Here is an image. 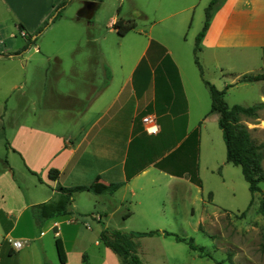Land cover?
Instances as JSON below:
<instances>
[{"label":"crops","instance_id":"obj_1","mask_svg":"<svg viewBox=\"0 0 264 264\" xmlns=\"http://www.w3.org/2000/svg\"><path fill=\"white\" fill-rule=\"evenodd\" d=\"M90 1L94 2L84 0L78 10ZM117 1V11L110 14L104 22V40L110 39L103 44L105 57L95 59L89 50L79 52L89 44L88 39L84 41L80 37L72 42L61 43L54 40L57 36L55 32L50 37L53 40L33 47V53H40L37 57L32 53L29 56L23 54L31 47L22 52L17 51L19 47H8L12 51L7 54L0 47V76L7 78L6 86L0 90L5 98L0 102V112L8 109L14 111L22 99L27 102L30 96L22 88L31 69L40 71L43 75L42 101L48 103L45 98H50V94L69 98L72 103L66 105V108L73 114L70 122L51 121L48 116L41 115V120L37 123L31 121L32 117H37L36 111H33L30 118L25 115L21 121L11 124L9 138L4 139V149L0 150V154L13 160V163H9L6 159L4 170L0 171V264H88L86 250L92 244L95 247L101 244L100 232L104 227L95 231L87 223L86 217L103 221L104 216L111 214L108 215L106 209L118 193L120 205L132 202L134 207L140 206L138 217L141 221L158 217L151 210L153 204L150 203V196L154 191L145 198V205L143 198H137L139 191L150 188L148 182L153 181L154 177L146 180L148 184L133 183L135 178L146 175L153 164L127 179L125 163L128 150L134 137L144 133V116L138 121V113L142 107L150 106L149 114L155 118L159 108L165 116H170V127L189 130L190 103L184 79L180 74L175 76L173 72L176 67L180 71L179 60L189 66L187 48L185 50L181 39L191 25L190 20L194 18L196 9L206 2L208 5L210 0ZM101 2L102 0L99 4ZM59 4L60 0H0V11L4 10L7 15L2 17L0 12V42L3 34L12 37L16 33L20 34V31L36 40L37 36L53 26L50 23L42 32H37ZM91 16L92 14L89 18ZM136 17L145 21L138 23ZM117 20L133 21L135 28L124 35H118L113 28ZM163 22L164 27L155 29L157 24ZM88 23L94 25L90 20ZM131 32L143 34L145 38L132 36L125 42L119 40ZM153 32L159 34V37L153 36ZM152 40L156 45L146 56ZM126 44L132 46L129 48ZM125 48H129V52L134 50L131 59L124 56ZM63 51L67 57H61ZM99 52L102 55L100 50ZM198 52L213 67L225 71L223 75L233 74V80H241L245 75L264 73V0H224L214 11ZM166 55H169L170 61L166 59ZM52 60L58 63L50 67ZM100 71L108 77V83L90 94V90L96 88L93 76L98 73L99 78ZM61 76L83 80L85 93L80 95L70 88L61 90L56 84L48 85L50 77L57 81ZM187 76L189 82L195 81L193 72L190 71ZM176 77L181 82L180 86ZM200 78L202 79L201 76ZM178 87H181L182 94ZM17 89H21L20 99L10 105L8 98ZM261 102L264 103V100ZM77 103L80 105L78 108ZM172 112L177 116L172 115ZM183 112L186 114L185 125L181 118ZM158 126L159 133L162 125ZM157 134L146 132V135L151 136ZM17 159L40 185H35L24 193L25 197L17 196L19 193L13 190L8 179L9 171L14 170ZM50 169L58 170L55 179L49 178ZM158 170L173 176L164 169ZM96 178L106 184L120 182L121 186L111 195L92 193L88 209H81L77 201L85 199L83 193L91 192L74 193L67 206L69 213L46 219L40 230H36L29 212L31 205L58 201L66 196L58 187L89 185ZM92 209L94 212H90ZM128 212L129 215L125 214L126 218L134 213ZM90 233H94L93 237ZM56 239L62 243L65 262L59 260ZM12 240H20L22 247L13 248ZM51 246L55 247L57 262L45 255L47 251H51ZM38 254H43V260ZM100 264H104V255Z\"/></svg>","mask_w":264,"mask_h":264},{"label":"rangeland","instance_id":"obj_2","mask_svg":"<svg viewBox=\"0 0 264 264\" xmlns=\"http://www.w3.org/2000/svg\"><path fill=\"white\" fill-rule=\"evenodd\" d=\"M83 1L60 0V2H63L61 6L55 7L52 15L46 20L48 25L52 23L51 25L53 26L37 36L36 40L31 39L28 41V37L21 36L16 32L15 36L12 37L5 33L1 38L0 47L6 54L12 51L8 47H19L17 49L19 52L31 47L30 50L23 54L29 56L32 53L34 54L33 56L37 57L40 56V53H33V47L36 45L42 46L43 43L53 40L50 37L55 32L57 36L54 40L61 43L72 42L80 37L84 41L88 39L87 42L89 44L79 50V52L89 50L95 59L103 57V44L110 40L109 38L104 40V22L110 14L117 11L119 1L102 0L100 4L98 1V6L92 12L91 18L78 15V9L83 5ZM206 6L207 2L204 6H199L196 9L194 18L190 20L191 25L189 24L190 26H188L184 37L181 39L185 50L187 48L189 66L182 64L178 59L180 71L178 72L179 69L176 67V71L173 72L175 76L180 74L182 79H184L190 108L188 113L189 130L183 129L184 133L188 135L192 132H197L195 152L191 148V144L179 146L184 138H176L175 135L166 144H161V139L157 140L158 137L146 135L144 130L143 134L147 137V143L152 146L153 152L151 153V159L148 156H144L140 161V165L153 164L154 166L152 165L149 168L146 175L135 178L133 183L138 185L149 183L150 188L139 191L137 198H143V205H145V198L150 195V192L154 191L150 196V203L153 204L151 210L158 217L152 219L153 221H141L138 217L140 206L134 207L132 202L131 204L124 202L120 205V193L108 204L107 214H111L108 217L104 216L103 221L98 222L89 216L86 217L87 223L95 231L101 227L125 232L169 231L186 240L191 239L192 244L196 247L191 248L188 242L177 241L173 236L164 235L162 232L150 236L133 237L134 252L143 264H264V220L258 212L262 193L255 192L252 194L249 191L248 183L244 179L241 167L226 161V146L222 131L217 123L218 115L210 112V91L203 79L200 78V70L195 62V35L202 28ZM125 8L126 5L124 4L123 9ZM58 10L60 15L51 21ZM0 12L2 17H7L4 10ZM88 20L94 22V25H90ZM135 20L138 23L145 21L139 17H136ZM163 24L164 22L157 24L155 29L164 27ZM152 35L158 36L159 34L153 32ZM132 36L141 39L145 38L143 34L131 32L119 40L125 42L127 38ZM154 45L156 44L152 40L146 56L153 51ZM129 46H132V44H126V47ZM128 49L125 48L124 56L126 59H131L134 50L129 52ZM167 56L169 57V55ZM61 57H67L64 51ZM197 57L203 70V77L223 92V100L228 106L233 104L252 106L264 100L261 99L262 96L264 97V80L251 83H243L239 78L233 80V74L229 76L223 75L225 71L222 72L220 68L213 67L204 55L197 52ZM55 63L58 62L52 60L50 67L54 66ZM190 71L193 72L195 81L190 80L189 82L187 80V74L189 75ZM105 72L107 73L106 70ZM27 78L28 80L22 88L30 96L27 102L22 99L21 104L14 111L8 109L0 112L1 151L4 149V139L9 138L12 122L21 121L25 115L30 118L34 114L33 111H36L38 118L32 117L31 119L33 120H30L37 123L41 120V115L48 116L51 121L70 122L72 120L73 114L66 108V105L72 103L69 98H59L50 94V98H45L48 103H44L42 101L43 75L40 71L30 69ZM105 78L106 75L102 71L99 73V78L98 73L93 76L96 88L91 89L90 94L101 89ZM178 81L180 85L181 82L179 79ZM47 83L50 86L56 84V87L61 90L70 88L80 95L85 93L86 89L83 80L76 77L61 76L57 81L50 77ZM6 84L7 78L0 76V90H3ZM20 90H14L8 98L10 105L20 99ZM178 90L182 92L181 87ZM4 99L1 93L0 102ZM78 105L77 103V108L80 107ZM83 105H85V102ZM150 108V106H147L140 109L138 121L150 113ZM161 112L158 108L156 111V122L166 130L170 125L168 121L170 116H165ZM172 113V115L177 116L175 112ZM241 122L248 127L250 136L255 144H264V106L257 111L256 118L242 116ZM183 147L186 148L184 154L187 153L188 164L185 162L181 166H176L171 160H165L162 168L173 176L160 172L158 170L160 167H157L154 162L171 151H174V156L179 152L182 154ZM261 151L263 154L261 164L264 169V147H262ZM6 159L5 154H0V171L5 168ZM7 161L13 163L11 158L7 159ZM15 161L17 162L13 166L14 170L9 169L10 175L8 179L13 190L19 193L17 196L22 195L25 197L24 193L33 189L35 185L37 187H40V185L37 183V179L28 173L18 159ZM194 176L195 178L191 180ZM152 177H154V180L147 183L146 180ZM259 186L261 191L264 192V182H260ZM82 196H85V199L80 198L77 203L80 204L81 209H88L91 205L90 196L93 195L92 193H83ZM128 210L130 212L134 211V213L126 218V215H129L127 214L129 213ZM91 211L94 212V209ZM93 234L90 233V236L93 237ZM86 252L89 257L87 260L88 264H100L103 255L104 264H121L118 255L107 249L102 241L98 247L93 244L90 245ZM46 253L45 255L48 259L51 258L54 262L58 261L54 246H51V251ZM38 256L42 257L43 260V254H38Z\"/></svg>","mask_w":264,"mask_h":264},{"label":"trees","instance_id":"obj_3","mask_svg":"<svg viewBox=\"0 0 264 264\" xmlns=\"http://www.w3.org/2000/svg\"><path fill=\"white\" fill-rule=\"evenodd\" d=\"M98 1L100 0H94V2H90L89 8L87 7V5L82 7L79 10L78 15L89 18L92 12L94 11V9L97 7ZM223 1L224 0H210V2L205 8L204 23L201 30L196 35V39H195V48H194L195 62L199 67L200 75L203 79V82L208 86L210 91V95H211L210 112H216L219 115L217 123L222 131L224 143L226 146V161L241 167L244 179L248 183L249 191L252 194H254L255 192L262 193L258 207V212L261 214L264 220V192L261 191L259 186L260 182H264V169L261 164V161L263 159V154L261 149L262 147H264V144H255L250 136V131L248 127L241 122L242 116L256 118L257 111L264 106V103L260 102L252 106H242L240 104H233L232 106H228L227 103L223 100L222 97L223 92L218 90L213 84H211L208 80H206L203 77V70L197 57V52L200 50L201 40L206 30L208 29L211 17L214 11L220 7ZM62 3L63 2H60L58 7H60ZM59 15L60 12L58 10L56 14L52 17L51 21H53ZM47 25H48V21H45L42 24V26L37 30V32H42L44 27H46ZM113 27L118 35H124L130 30H133L135 28V23L133 21L123 22L122 20H117L113 24ZM25 37H28V41L31 40V36L25 35ZM166 59L170 61V58L167 55H166ZM175 71L176 70H174V72ZM176 79H177L176 81L179 83L177 77ZM258 80H264V73L245 75L241 78L240 81L250 82V81H258ZM107 83H108V77L106 76L103 84L101 85V88L105 87ZM179 92L181 91L179 90ZM181 118L183 120V124L185 125L186 114L184 112L181 115ZM175 135L176 138H182V139L184 138L182 142L179 144L180 147L183 145L191 144V148L195 152L197 146V132L194 133L192 132L189 135H186L184 133L183 128H173L168 126L166 130H164V128L162 127L159 134L155 135V137H158L157 140L161 139V144L163 143L166 144L167 142H169V140H172V137ZM147 142H148L147 137L142 133L134 137V139L130 143L128 156L125 163V171H126L127 179H129L131 176L138 173L139 171L143 170L146 166L150 165V164L140 165V161L143 159L144 156H148L151 159V153L153 152V148ZM183 148L184 149L182 154H180L179 152L174 156L173 154L174 151H171L169 154L164 155L162 158L154 162V164L157 167H160V169H163L162 168L164 166L163 161L165 160L166 161L171 160V162H173L176 166L177 165L181 166L185 162L187 163V159H186L187 153L184 154L186 148L185 147ZM32 173L38 175L36 172H32ZM57 175H58V170L56 169H50L48 172V176L50 179H55ZM193 178H195V176L192 177L191 180H193ZM38 179L41 180L39 176ZM120 186H121L120 182H112L106 184L100 182L99 178H96L89 185H79L73 187L60 186L58 187V190L66 193V196L64 198L55 202H42V203L33 204L29 207V212L34 222V227L36 228L37 231H39L46 219L54 215L69 213L67 206L70 201V196H72L76 192L88 191L93 194L106 193L111 195ZM160 233L161 232H159L158 230H151L147 232H125L116 229L110 230L107 228H103L100 232V240L103 242V244L106 247H108L112 252L118 255L121 264H143L140 258L134 252L132 238L137 236H150ZM162 233L164 235L173 236L174 239L177 241H186L189 243L191 248H196L192 244L191 239L186 240L185 238L169 231H163ZM263 241H264V231H263ZM56 248L60 262H65L63 246L59 239H56Z\"/></svg>","mask_w":264,"mask_h":264},{"label":"built area","instance_id":"obj_4","mask_svg":"<svg viewBox=\"0 0 264 264\" xmlns=\"http://www.w3.org/2000/svg\"><path fill=\"white\" fill-rule=\"evenodd\" d=\"M21 36H25L26 34L23 31H20ZM144 124V130L151 135L157 134L159 131V126L156 122V118L152 114L145 115L142 119ZM12 247L15 249H19L22 247V243L20 240H12Z\"/></svg>","mask_w":264,"mask_h":264},{"label":"water","instance_id":"obj_5","mask_svg":"<svg viewBox=\"0 0 264 264\" xmlns=\"http://www.w3.org/2000/svg\"><path fill=\"white\" fill-rule=\"evenodd\" d=\"M91 2V1H90ZM90 2H88V4H87V7L89 8L90 7Z\"/></svg>","mask_w":264,"mask_h":264}]
</instances>
